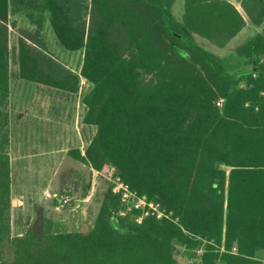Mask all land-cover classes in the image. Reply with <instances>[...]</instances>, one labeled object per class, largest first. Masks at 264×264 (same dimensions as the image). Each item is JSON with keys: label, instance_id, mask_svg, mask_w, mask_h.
Masks as SVG:
<instances>
[{"label": "trees", "instance_id": "16d2710c", "mask_svg": "<svg viewBox=\"0 0 264 264\" xmlns=\"http://www.w3.org/2000/svg\"><path fill=\"white\" fill-rule=\"evenodd\" d=\"M0 0V264H262L264 249V0ZM12 15L19 27L9 44ZM81 50L75 72L52 56ZM254 34L223 53L247 25ZM18 78L69 95L90 84L82 123L95 128L84 153L68 154L58 195L85 198L92 170L119 177L179 220L119 214L111 183L86 231H56L40 217L11 226L8 98ZM236 61H235V60ZM219 102L220 104H217ZM61 203V202H59ZM202 247L197 254L195 249ZM233 247L236 251H233Z\"/></svg>", "mask_w": 264, "mask_h": 264}, {"label": "crops", "instance_id": "0c3cea01", "mask_svg": "<svg viewBox=\"0 0 264 264\" xmlns=\"http://www.w3.org/2000/svg\"><path fill=\"white\" fill-rule=\"evenodd\" d=\"M21 27L34 29L35 25L31 24ZM49 34L52 35L53 33L49 24L48 15H46L41 32L46 43ZM65 65L75 72L80 70L79 68L76 71L67 64ZM54 91L67 94L61 91ZM56 122L57 119L49 115L39 117L36 124L30 127L29 130L18 131L17 137L20 140L17 143H15L11 131L12 121L9 122L11 194L12 200H14L11 210V226L14 235H21L29 226L38 224L40 217L52 219L53 227L56 231H58L57 227L58 229H66L62 231H86L92 226L99 207L98 194L103 190L104 185L109 183V179L103 175H99L95 179V173L92 170V186L89 194L85 198H80L72 204L64 205L59 203L61 202L60 196L58 195L60 174L69 168L86 169V171H89L84 164L71 157L68 151L73 148H79L84 153V149L95 128L83 124L81 116V128L77 134L69 133L71 127L69 125V127L64 129L66 133H64L62 143L58 149L57 137L55 133L52 135V132L55 131L51 130V126H56ZM73 123L76 127L77 119ZM89 128L94 129L92 133H90ZM42 137L43 139L40 140ZM58 153L61 154L59 162ZM64 164L65 166H62ZM259 252L260 250L257 252L258 257ZM259 258L264 261V257ZM180 260L186 261L187 264H192L186 258H180Z\"/></svg>", "mask_w": 264, "mask_h": 264}, {"label": "rangeland", "instance_id": "374dc122", "mask_svg": "<svg viewBox=\"0 0 264 264\" xmlns=\"http://www.w3.org/2000/svg\"><path fill=\"white\" fill-rule=\"evenodd\" d=\"M232 1L237 8L243 13V10L240 6V0H230ZM183 8V0H176V13L180 14ZM10 21H14L15 25L13 24L10 26V35H9V44L11 47H14L17 38H18V28L21 26L31 25L29 21L21 16V15H12L10 17ZM254 27L250 24H247L241 33L235 38L233 42L230 43L231 46L228 49L222 50L225 54L229 52L230 54L233 53L234 47L233 46L237 41L243 39L249 33L253 31ZM49 32V30H47ZM53 33V31H52ZM53 35V36H52ZM49 34L47 37V48L48 51L52 56H55L58 60L64 62L72 69L78 71L81 67L82 63V51H70L64 49L60 46L54 34ZM235 60V59H234ZM10 69H11V81H10V95L8 98V109L10 112V121L11 123V131L12 135L14 136V141L17 143L20 139L18 136L19 130H29L30 127L36 124V121L39 120V117H43L44 115L52 116L57 119L55 123L56 126H51V130H54L57 139L56 142L58 144V149L62 143L64 129L71 125L69 133L76 135L78 130L81 128L80 120L81 116L84 113L85 105L83 104L82 98L84 94L90 87V84L85 81L84 79L81 80L80 89L78 90L77 94L69 95V94H62L55 92L51 87H47L45 85L34 84L33 82L24 81L17 76L18 64L12 58L10 62ZM73 119V120H72ZM77 119L76 127L73 123L74 120ZM62 120V121H61ZM72 128V130H71ZM90 133L93 132V128H89ZM40 138V140H42ZM45 140V139H44ZM83 146V145H82ZM61 153V152H60ZM60 153H58V162L60 161ZM62 166H65L62 165ZM16 170V169H15ZM86 173V169H82ZM58 171H60L58 169ZM108 172L104 173L107 174ZM98 175L95 176V179ZM104 185V184H103ZM103 187V186H102ZM106 187V184L104 185ZM98 198H100V194H98ZM90 229V227L88 228ZM87 229V230H88ZM62 231L66 229H58ZM259 257H264V250H260ZM181 264H187L186 261L180 260Z\"/></svg>", "mask_w": 264, "mask_h": 264}, {"label": "built area", "instance_id": "2783aa9c", "mask_svg": "<svg viewBox=\"0 0 264 264\" xmlns=\"http://www.w3.org/2000/svg\"><path fill=\"white\" fill-rule=\"evenodd\" d=\"M217 104H220L217 102ZM94 175H103L107 177L111 183L112 192L119 195L122 209L119 214L124 215L128 212H133L134 219L140 222L143 218L154 217L156 219H170L175 222L179 220L178 216L174 214L171 209L164 206L159 200L150 198L146 194L139 193L134 189H131L128 184L123 182L119 177H111V171L107 174H102L99 171L93 170ZM61 203L64 204L69 200L67 196H60ZM236 251V248H232ZM197 254L202 252V247L195 249ZM264 264V261L263 263Z\"/></svg>", "mask_w": 264, "mask_h": 264}, {"label": "flooded vegetation", "instance_id": "af4514ba", "mask_svg": "<svg viewBox=\"0 0 264 264\" xmlns=\"http://www.w3.org/2000/svg\"><path fill=\"white\" fill-rule=\"evenodd\" d=\"M255 29V28H254ZM254 29H253V31L251 32V33H249L247 36H245L243 39H246V38H248V37H251V36H253V34H254ZM243 39H241V40H239V41H237L233 46H236V45H238L240 42H242L243 41ZM236 61V60H235Z\"/></svg>", "mask_w": 264, "mask_h": 264}, {"label": "water", "instance_id": "95a60500", "mask_svg": "<svg viewBox=\"0 0 264 264\" xmlns=\"http://www.w3.org/2000/svg\"><path fill=\"white\" fill-rule=\"evenodd\" d=\"M254 32H255V31H254ZM234 40H235V39H234ZM234 40H233V41H234ZM233 41H232V42H233ZM230 46H231V45H230ZM12 203H14V200H12Z\"/></svg>", "mask_w": 264, "mask_h": 264}]
</instances>
